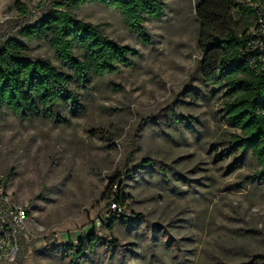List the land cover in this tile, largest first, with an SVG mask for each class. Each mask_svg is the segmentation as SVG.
Returning a JSON list of instances; mask_svg holds the SVG:
<instances>
[{"label":"rangeland","instance_id":"374dc122","mask_svg":"<svg viewBox=\"0 0 264 264\" xmlns=\"http://www.w3.org/2000/svg\"><path fill=\"white\" fill-rule=\"evenodd\" d=\"M162 1L166 14L147 19L144 33L102 5L75 11L133 48V64L91 76L60 117L0 111V180L10 174L3 188L28 210L22 229L41 240L30 264H235L264 254V178L235 143L242 133L224 111L225 91L202 82L198 0ZM17 2L38 13L40 0H0V31L58 65L46 41L16 30ZM118 178L123 210L109 205ZM113 211L125 216L110 228ZM91 234L97 244L77 258Z\"/></svg>","mask_w":264,"mask_h":264},{"label":"trees","instance_id":"16d2710c","mask_svg":"<svg viewBox=\"0 0 264 264\" xmlns=\"http://www.w3.org/2000/svg\"><path fill=\"white\" fill-rule=\"evenodd\" d=\"M22 19L17 25L27 41H46L59 64L34 58L26 43L0 31V111L10 109L21 119L60 117L63 109L77 101L78 87H86L91 76L103 77L133 64L137 52L111 39L98 25L80 19L75 11L87 5H102L118 11L128 26L145 32L147 19L165 14L162 0H40L37 14L17 2ZM198 48L201 52V79L205 86L225 91L224 111L242 137L235 143L251 155L261 167L254 179L264 178V75L257 74L243 58L244 34L255 22L253 10L244 0H198ZM2 23L0 22V30ZM129 156L132 154L129 152ZM131 159V158H130ZM10 174L0 180L5 187ZM110 191L109 205L124 209L129 196L121 178ZM121 212H112L108 225L113 228ZM19 252L14 264H30L28 255L40 239L25 230L17 233ZM98 242L91 234L79 239L77 258ZM65 251V245L53 242ZM72 246L71 243L67 244ZM63 246V247H60ZM74 248V247H73ZM72 249V247H71ZM66 252V251H65ZM235 264H264V254L248 253Z\"/></svg>","mask_w":264,"mask_h":264},{"label":"built area","instance_id":"2783aa9c","mask_svg":"<svg viewBox=\"0 0 264 264\" xmlns=\"http://www.w3.org/2000/svg\"><path fill=\"white\" fill-rule=\"evenodd\" d=\"M253 10L255 22L244 34L245 48L242 53L257 74L264 75V0H244ZM10 193L0 186V264H14L19 245L18 231L28 219L26 207L13 202Z\"/></svg>","mask_w":264,"mask_h":264}]
</instances>
